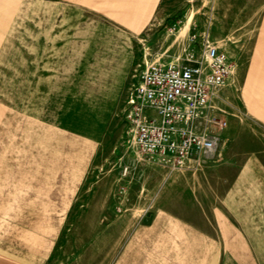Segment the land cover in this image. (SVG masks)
<instances>
[{
    "label": "rangeland",
    "instance_id": "1",
    "mask_svg": "<svg viewBox=\"0 0 264 264\" xmlns=\"http://www.w3.org/2000/svg\"><path fill=\"white\" fill-rule=\"evenodd\" d=\"M263 11L264 0H0V264H117L124 245L196 261L191 234L167 218L145 225L172 170L125 139L129 91L146 64L179 62L194 31L240 65ZM239 89L234 69L226 116ZM205 246L221 253L204 264H264L224 238Z\"/></svg>",
    "mask_w": 264,
    "mask_h": 264
},
{
    "label": "crops",
    "instance_id": "2",
    "mask_svg": "<svg viewBox=\"0 0 264 264\" xmlns=\"http://www.w3.org/2000/svg\"><path fill=\"white\" fill-rule=\"evenodd\" d=\"M234 69L240 86L233 102L236 113L227 116L217 149L203 166L174 169L164 177L155 218L145 223L153 228L167 218L182 234H191L196 245L190 252L199 256L183 264H204L205 253H221L214 246L205 249L207 238L217 242V248L226 239L228 253L240 248L264 254V11L247 60ZM143 253L124 245L117 264H169L165 247L159 258Z\"/></svg>",
    "mask_w": 264,
    "mask_h": 264
},
{
    "label": "built area",
    "instance_id": "3",
    "mask_svg": "<svg viewBox=\"0 0 264 264\" xmlns=\"http://www.w3.org/2000/svg\"><path fill=\"white\" fill-rule=\"evenodd\" d=\"M190 37L179 62L146 64L135 73L124 113L125 139L133 141L141 159L170 170L202 165L228 124L222 91L235 63L209 30ZM122 173L129 175L130 167Z\"/></svg>",
    "mask_w": 264,
    "mask_h": 264
},
{
    "label": "bare ground",
    "instance_id": "4",
    "mask_svg": "<svg viewBox=\"0 0 264 264\" xmlns=\"http://www.w3.org/2000/svg\"><path fill=\"white\" fill-rule=\"evenodd\" d=\"M193 16H194V14L190 15V17L188 18V20H187V22H186L184 28H187V27L189 26V24L191 23V21H192V19H193Z\"/></svg>",
    "mask_w": 264,
    "mask_h": 264
}]
</instances>
